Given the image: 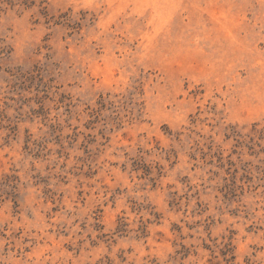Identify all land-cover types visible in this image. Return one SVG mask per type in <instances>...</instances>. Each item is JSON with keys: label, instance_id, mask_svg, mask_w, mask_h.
I'll return each mask as SVG.
<instances>
[{"label": "rangeland", "instance_id": "374dc122", "mask_svg": "<svg viewBox=\"0 0 264 264\" xmlns=\"http://www.w3.org/2000/svg\"><path fill=\"white\" fill-rule=\"evenodd\" d=\"M0 264H264V0H0Z\"/></svg>", "mask_w": 264, "mask_h": 264}]
</instances>
